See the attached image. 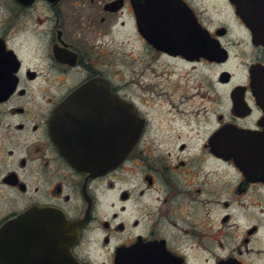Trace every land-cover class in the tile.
<instances>
[{
	"label": "flooded vegetation",
	"instance_id": "af4514ba",
	"mask_svg": "<svg viewBox=\"0 0 264 264\" xmlns=\"http://www.w3.org/2000/svg\"><path fill=\"white\" fill-rule=\"evenodd\" d=\"M199 29L225 60L177 50ZM252 70L264 85V0H0V229L34 235L0 264H264ZM70 96L92 147L131 144L114 166L63 153L50 120Z\"/></svg>",
	"mask_w": 264,
	"mask_h": 264
},
{
	"label": "water",
	"instance_id": "95a60500",
	"mask_svg": "<svg viewBox=\"0 0 264 264\" xmlns=\"http://www.w3.org/2000/svg\"><path fill=\"white\" fill-rule=\"evenodd\" d=\"M237 3L239 0H235ZM238 10V9H237ZM197 23H195L196 25ZM184 35V33H183ZM193 35L198 36V45L195 44L191 46V42L185 44L183 43L177 46V50L186 54V51L193 50L195 55H204L208 56L211 59L218 61L225 60L228 56V50L220 44L216 38H210L213 42V45L209 48L202 46V42L208 40L209 34L199 29L195 31ZM196 40V39H195ZM209 53V54H208ZM187 55V54H186ZM254 73L256 70H252ZM223 75H228V72L224 71ZM252 89L256 91L257 99H264V94L261 93V89L264 88V85L261 84L255 75L252 76ZM89 83V82H88ZM88 83H85L78 87L74 94L78 95L81 93L82 89H85L88 86ZM109 86L106 81H103L102 88L106 89ZM72 96L65 98L54 110V113L51 117L50 123L52 131L55 135V140L58 141V144L62 147L63 153L66 155L67 159L75 166L92 171H104L116 163H118L128 149L131 147V144L119 145L118 150L116 151L114 145L112 144H102L93 145V147L84 140V136L80 134L78 123L81 122V109L80 104L72 103ZM43 212L36 211L34 208H30L19 215L11 218L8 221V224L14 225V227H21L23 225H34L33 222L29 220H34L35 216H42ZM34 235L21 230H16L13 234L7 235L4 229H0V262L5 260V258L11 257L9 252L12 246L16 247L17 244L24 246L23 243L28 241H33ZM29 256V255H28ZM30 259L34 256L29 257ZM73 260V259H72ZM73 262V261H72Z\"/></svg>",
	"mask_w": 264,
	"mask_h": 264
},
{
	"label": "rangeland",
	"instance_id": "374dc122",
	"mask_svg": "<svg viewBox=\"0 0 264 264\" xmlns=\"http://www.w3.org/2000/svg\"><path fill=\"white\" fill-rule=\"evenodd\" d=\"M232 37L235 38V33H231ZM231 48H232V53H231V59L233 61V64L234 62H236V59H235V55L233 54L234 53V45L231 44ZM125 72L128 74L129 78H130V81H133L135 82L136 86L135 87H138L137 85L140 86V84H138L139 81H141L143 79V72H146V68H145V65L143 63H135L134 61L127 64V65H124L123 66ZM161 70V69H160ZM218 70L219 68L216 67L215 68V77L217 78V73H218ZM215 88L216 90L218 91H221V87L218 85V84H215Z\"/></svg>",
	"mask_w": 264,
	"mask_h": 264
}]
</instances>
